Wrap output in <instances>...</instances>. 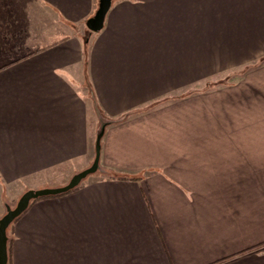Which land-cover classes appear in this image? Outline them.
I'll return each mask as SVG.
<instances>
[{"label": "crops", "instance_id": "0c3cea01", "mask_svg": "<svg viewBox=\"0 0 264 264\" xmlns=\"http://www.w3.org/2000/svg\"><path fill=\"white\" fill-rule=\"evenodd\" d=\"M99 3L0 0L12 264H264V0Z\"/></svg>", "mask_w": 264, "mask_h": 264}, {"label": "water", "instance_id": "95a60500", "mask_svg": "<svg viewBox=\"0 0 264 264\" xmlns=\"http://www.w3.org/2000/svg\"><path fill=\"white\" fill-rule=\"evenodd\" d=\"M114 0H100V6L98 11L95 14V18L89 20L87 22V27L92 32H98L101 31L104 22L106 19V15L108 11L112 7V2ZM101 135L99 136L98 144H97V154L93 165L91 168L79 172V174L75 175L71 181L64 187H55V188H44L43 190H31L27 193H25L17 203V206L15 208H8L7 213L2 217L0 220V264H8L9 260V254H8V228L9 226L20 217V215L26 211L30 203L32 201L42 199L43 197H50V196H56L61 194H66L69 191L73 190L74 188L78 187L82 181H84L89 175L92 173H95L99 168V159H100V139Z\"/></svg>", "mask_w": 264, "mask_h": 264}, {"label": "trees", "instance_id": "16d2710c", "mask_svg": "<svg viewBox=\"0 0 264 264\" xmlns=\"http://www.w3.org/2000/svg\"><path fill=\"white\" fill-rule=\"evenodd\" d=\"M82 185V183L78 186V187H76V188H74L73 190H71V191H69L68 193H72V192H74V191H77V190H79L80 189V186ZM68 193H66V194H61V195H56V196H50V197H43L42 199H38V200H44V199H46V198H56V197H59V196H65V195H68ZM32 203H33V201L30 203L31 205L30 206H32ZM30 206H29V208H30ZM28 208V209H29ZM27 209V210H28ZM26 210V211H27ZM26 211H24L21 215H23ZM20 215V216H21ZM18 219H20V217L18 218ZM18 219H16L14 222H16ZM1 220V219H0ZM13 222V223H14ZM12 223V224H13ZM12 224L9 226V228H8V254H9V260H8V264H12V254H11V247H12V237L9 235V232H10V228H11V226H12Z\"/></svg>", "mask_w": 264, "mask_h": 264}, {"label": "rangeland", "instance_id": "374dc122", "mask_svg": "<svg viewBox=\"0 0 264 264\" xmlns=\"http://www.w3.org/2000/svg\"><path fill=\"white\" fill-rule=\"evenodd\" d=\"M233 76H234V75H233ZM233 76H232V74H231L230 77L233 78ZM233 80H235V79H233ZM233 80H232V81H233ZM91 178H92V176H91L90 178L85 179L84 181H82V184H83L84 182L88 181V180L91 179ZM16 206H17V205H16ZM16 206H15V207H16ZM15 207H11V208L13 209V208H15ZM9 235L11 236V232H9Z\"/></svg>", "mask_w": 264, "mask_h": 264}]
</instances>
